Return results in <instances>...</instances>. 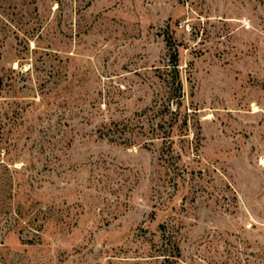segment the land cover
Instances as JSON below:
<instances>
[{"label":"rangeland","instance_id":"rangeland-1","mask_svg":"<svg viewBox=\"0 0 264 264\" xmlns=\"http://www.w3.org/2000/svg\"><path fill=\"white\" fill-rule=\"evenodd\" d=\"M0 264H264V0H0Z\"/></svg>","mask_w":264,"mask_h":264},{"label":"trees","instance_id":"trees-1","mask_svg":"<svg viewBox=\"0 0 264 264\" xmlns=\"http://www.w3.org/2000/svg\"><path fill=\"white\" fill-rule=\"evenodd\" d=\"M165 41H166V46L169 50V65L167 69H170L169 74H167V76H170V78L168 77L169 83L171 85H173L174 87V94L172 95V97H174L177 100H180V102L177 103V109L176 110H170L171 108L169 107V104H165V106L163 107L162 113L165 111L167 113H169V116L171 115V118L168 120L163 121V125L161 126H171L173 128V126L180 121L179 116H180V108L182 106V98H183V84L180 80V74H179V50H178V45L176 44V42L174 41V38L171 35H167L165 37ZM161 113V114H162ZM166 115V114H165ZM165 117L163 116V119ZM162 119V120H163ZM187 118L185 117V119L182 121V128L187 127ZM120 128H118V126H116V130L111 129L110 132L114 133L116 131H118ZM165 132V131H164ZM172 134V131H170L169 133L166 132L164 133V138L168 139L170 138ZM172 151H173V146H172V142H170V145L167 146V148H164L161 150V154H162V159L165 161V163H168L167 165H174V160H173V155H172ZM161 230L163 231V238L166 239V242L163 243L161 245V247L158 248L159 253L166 257V260H170V258H172V260H177L181 253H180V249L177 245V243H175L173 241L174 236L173 233L174 231L172 230H168V228L166 227V225H161Z\"/></svg>","mask_w":264,"mask_h":264}]
</instances>
